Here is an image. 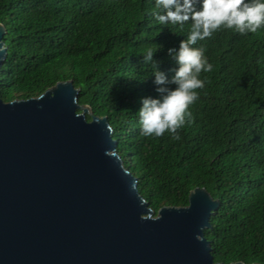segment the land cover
Here are the masks:
<instances>
[{"label": "trees", "instance_id": "16d2710c", "mask_svg": "<svg viewBox=\"0 0 264 264\" xmlns=\"http://www.w3.org/2000/svg\"><path fill=\"white\" fill-rule=\"evenodd\" d=\"M155 10L156 0H0V98L28 100L71 81L78 104L108 119L116 152L155 215L188 207L190 193L205 189L219 201L204 232L215 263L264 264V27L222 28L194 45L213 65L201 73L194 121L179 140L145 136L138 113L144 98H160L156 66L172 79L179 66L168 50L192 24H160ZM148 48L160 50L145 63Z\"/></svg>", "mask_w": 264, "mask_h": 264}, {"label": "water", "instance_id": "95a60500", "mask_svg": "<svg viewBox=\"0 0 264 264\" xmlns=\"http://www.w3.org/2000/svg\"><path fill=\"white\" fill-rule=\"evenodd\" d=\"M79 92L66 81L0 98V264H218L204 232L219 201L195 189L155 215Z\"/></svg>", "mask_w": 264, "mask_h": 264}, {"label": "clouds", "instance_id": "9594fccd", "mask_svg": "<svg viewBox=\"0 0 264 264\" xmlns=\"http://www.w3.org/2000/svg\"><path fill=\"white\" fill-rule=\"evenodd\" d=\"M153 15L163 25H183L192 21L190 32L179 48L168 50L179 66L175 75L169 80L156 66L153 75L160 98H144L138 113L142 135L160 137L167 132L179 140V129L194 121L191 107L199 99L198 90L205 86L201 73L213 70L205 55L206 50L194 45L211 38L222 28L240 34L257 32L264 27V0H156ZM159 50L148 48L143 55L145 63L153 61ZM169 84L176 87L171 89ZM73 102H77L75 97ZM108 128L111 131L110 125Z\"/></svg>", "mask_w": 264, "mask_h": 264}]
</instances>
